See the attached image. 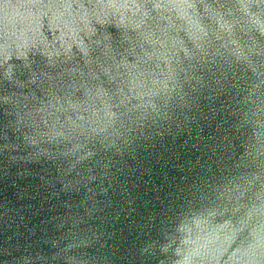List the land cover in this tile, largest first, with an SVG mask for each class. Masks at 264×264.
Segmentation results:
<instances>
[{
  "label": "water",
  "instance_id": "obj_1",
  "mask_svg": "<svg viewBox=\"0 0 264 264\" xmlns=\"http://www.w3.org/2000/svg\"><path fill=\"white\" fill-rule=\"evenodd\" d=\"M0 264H264V0H0Z\"/></svg>",
  "mask_w": 264,
  "mask_h": 264
}]
</instances>
